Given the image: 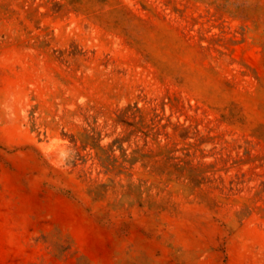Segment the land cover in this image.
<instances>
[{
	"label": "rangeland",
	"instance_id": "1",
	"mask_svg": "<svg viewBox=\"0 0 264 264\" xmlns=\"http://www.w3.org/2000/svg\"><path fill=\"white\" fill-rule=\"evenodd\" d=\"M78 1L0 0V264H264V0Z\"/></svg>",
	"mask_w": 264,
	"mask_h": 264
},
{
	"label": "trees",
	"instance_id": "2",
	"mask_svg": "<svg viewBox=\"0 0 264 264\" xmlns=\"http://www.w3.org/2000/svg\"><path fill=\"white\" fill-rule=\"evenodd\" d=\"M71 1L73 3L79 2L78 0H71ZM79 141L83 144V147L85 149L90 147L91 149L96 151V156L99 161V164L105 170L106 174H112L114 176H120V175L127 174L125 171L128 169L126 165L124 163H119L118 160L113 156V152L115 151L114 147L117 142H113L112 144H109L108 148H106L100 142L96 141V139L90 136L89 134H86V135L83 134L82 137H80ZM72 142L76 143L77 140L72 139ZM120 149L123 151L122 148ZM144 158L146 157L144 156ZM168 159H172V157H168ZM128 162L132 168L134 165H136L139 162V160H132ZM143 166L147 167V164L143 163ZM196 172H200V168H195L194 166H191L189 169V173L193 175V173H196ZM130 187H133V184H131ZM134 187H136L138 191L141 190L140 185L134 186Z\"/></svg>",
	"mask_w": 264,
	"mask_h": 264
}]
</instances>
